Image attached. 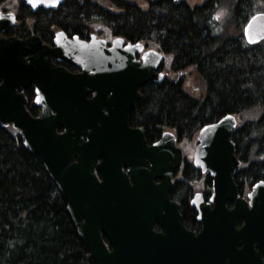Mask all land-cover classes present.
Returning a JSON list of instances; mask_svg holds the SVG:
<instances>
[{"label":"water","instance_id":"obj_1","mask_svg":"<svg viewBox=\"0 0 264 264\" xmlns=\"http://www.w3.org/2000/svg\"><path fill=\"white\" fill-rule=\"evenodd\" d=\"M61 2L25 0L32 11L55 10ZM14 20L12 12L0 11V126L18 130L23 146L39 157L63 194L90 258L96 264H196L191 235L179 222L177 204L169 200L173 175L184 159L182 147L170 131L148 145L143 129L128 125L129 111L142 98L138 87L163 81L165 75L156 69L164 55L145 52L138 62L132 52L140 46L126 52L115 51V44L62 51V31L55 34L56 47L48 49L37 36L4 37L1 33ZM242 36L248 45L264 40L263 11L248 18ZM66 51L78 55H62ZM36 52L42 55L24 59ZM51 56L81 71L70 74L54 66ZM31 82L42 107L37 117L30 116L16 92ZM235 125L234 115L226 114L199 129L192 163L211 177L212 207L201 202L200 192L193 194L191 205L203 220L205 213H225L229 249L241 246L240 253L259 259L252 243L264 252V181L252 185L248 201L239 196L232 177L240 164L230 139ZM227 202L233 206L226 208ZM236 218L244 220L239 229ZM154 222L161 231L153 230Z\"/></svg>","mask_w":264,"mask_h":264},{"label":"trees","instance_id":"obj_2","mask_svg":"<svg viewBox=\"0 0 264 264\" xmlns=\"http://www.w3.org/2000/svg\"><path fill=\"white\" fill-rule=\"evenodd\" d=\"M7 1L0 0V6ZM15 1L19 24L11 34L16 36L18 30L27 31L26 20L47 40L51 28L82 33L88 20L99 17L130 40L154 39L170 57L169 72L175 76L143 86L129 124L142 128L148 143L168 130L179 144L194 142L202 126L232 114L236 126L230 139L241 162L233 174L238 191L242 195L264 180V41L248 45L242 36L248 18L264 12V0H203L195 6L187 0H156L146 12L129 0H108L119 12L92 0H63L56 10L34 12L24 0ZM188 70L201 79L203 95L193 97L185 90ZM210 188L211 178L184 158L170 197L179 202L185 225L195 223L189 198L196 191L208 195ZM0 264H96L39 157L23 146L16 130L2 126Z\"/></svg>","mask_w":264,"mask_h":264},{"label":"flooded vegetation","instance_id":"obj_3","mask_svg":"<svg viewBox=\"0 0 264 264\" xmlns=\"http://www.w3.org/2000/svg\"><path fill=\"white\" fill-rule=\"evenodd\" d=\"M150 1H156V0H145V8H142L141 6L137 5L135 2L133 3L137 8H139L143 12H146L149 9ZM97 5L100 8L107 9V10H109V8H113V9L115 8V11L111 9L109 10L110 12H116V11L119 12L118 9L113 5H110V7H107V8L99 4ZM192 6H195V5H192ZM44 10H51V9H44ZM14 14H15V20L13 24L7 25L2 32V35L4 37L14 36L20 40H23L30 36H37L42 46H45L48 49H54L56 47V44L54 43L55 34L58 31H62L64 33V38L60 45V47H62V51L64 48L65 49L69 47L74 48L77 45L85 46V44H88L91 46H98V47L102 45L103 48L108 49V48H111L113 44H115V46L117 47L115 51L127 50L126 52H128L133 46H140L139 50H134L132 52V55L134 56V60L138 62L142 61V55L145 52L151 51V52H154L155 55L156 54L168 55L164 53L163 51H161V49L154 42V39H152L151 37L145 36L144 38L139 39V40H130L122 35L115 34L111 26L107 22L101 20L99 17H95V18L88 20L86 22V28L84 32L82 33H76V32L70 31L68 27L66 28V30L60 29L59 27L51 28L50 38L47 40L44 38H41L40 35L35 34L31 27L32 22L29 24V22L27 21L25 22L28 28L27 31L23 32V31L18 30L17 33H19V36H16L14 34H11L13 31V28L18 27V24H19L18 20L16 19V13ZM6 32L8 34H6ZM67 40H71V43L69 42L65 43ZM63 43H65L64 46H63ZM30 55H42V54H40L39 52H36L35 54L26 53L24 56V59H27V57H29ZM44 55L45 57H47L48 54L46 53ZM50 55H53V54H50ZM62 55H78V52L70 53V51H66V52H63ZM91 55H100V54L93 52L91 53ZM51 63L58 68H62L66 70L70 74H77L81 71V68L78 67L77 65L70 64L64 60L59 61L54 56H51ZM159 71L162 72V64L156 69V72H159ZM149 82H153V81H149ZM144 85L138 87L137 89V91L141 93V95H142L141 89L143 88ZM16 92L23 96V99L25 100V109L30 114V116L37 117L40 114L42 107H41V104L36 103V97L38 94L36 92L35 84L31 82L26 87L17 89ZM93 94L94 92L87 94V98L92 97ZM32 108H35L33 112L31 111ZM128 125L130 127H133L129 124V119H128ZM58 130H61V129L58 128ZM146 143L148 145L151 144L148 142ZM177 171L178 170H176L175 174L177 173ZM260 181H264V180H260ZM250 189L248 191H245L244 194L242 195L238 191L239 196L245 199L246 201H248V198L246 195L250 191ZM192 198H193V195L189 198L188 203H189V206L193 208V220L195 222L193 227H189L184 224L182 220V214L180 211L179 202L172 199L171 197L169 198V200L177 204V211L180 215L179 222L191 235V238L189 241V246L191 249V258L196 264H264V252L260 251L256 247V241H253L252 244H253L254 250L256 252H259V259H253L250 252L240 253L239 251L241 250V246L236 247V249L234 250H230L228 246V228H227L228 223L223 219L226 214L223 212H211V213H205L204 215L205 220L198 218V212L196 211L195 207L191 205ZM209 198H210L209 194L205 195L202 193L201 202L203 204L208 203L212 207V204L210 203ZM232 206H233V202L226 203V208H231ZM243 224H244L243 219L241 218L235 219V223H234L235 228L239 229L243 226ZM153 230L155 232H159L161 231V228L159 227L157 223L154 222Z\"/></svg>","mask_w":264,"mask_h":264},{"label":"rangeland","instance_id":"obj_4","mask_svg":"<svg viewBox=\"0 0 264 264\" xmlns=\"http://www.w3.org/2000/svg\"><path fill=\"white\" fill-rule=\"evenodd\" d=\"M92 1L106 8L110 7L111 5L108 0H92ZM129 1L135 2L137 5L141 6L142 8H145V0H129ZM187 1L189 2L190 5H196V4H200L203 0H187ZM16 6H17V2L15 0H8L7 2L4 3V6L3 7L0 6V8L6 11H15ZM111 9L115 11V8L114 9L109 8V10ZM27 21L29 22V24L31 23L30 20H26V22ZM169 63H170V57L165 56V59L162 63V68H163L162 71L164 75L172 77L175 76V74L169 72ZM184 74H185V90L193 97H199L203 95L204 93L203 83L201 79L197 76V74L193 70H188ZM194 144H195V140L194 142L183 141L179 143V145L183 149L184 157L190 161L192 160ZM196 186L198 190L202 188L201 184L196 183Z\"/></svg>","mask_w":264,"mask_h":264},{"label":"snow or ice","instance_id":"obj_5","mask_svg":"<svg viewBox=\"0 0 264 264\" xmlns=\"http://www.w3.org/2000/svg\"><path fill=\"white\" fill-rule=\"evenodd\" d=\"M29 3H33V0H28ZM52 3H55V0H51ZM35 6V4H33Z\"/></svg>","mask_w":264,"mask_h":264}]
</instances>
